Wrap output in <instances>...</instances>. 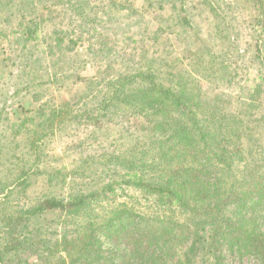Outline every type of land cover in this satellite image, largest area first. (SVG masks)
<instances>
[{"label":"rangeland","instance_id":"374dc122","mask_svg":"<svg viewBox=\"0 0 264 264\" xmlns=\"http://www.w3.org/2000/svg\"><path fill=\"white\" fill-rule=\"evenodd\" d=\"M181 1L188 9L190 2L194 5L200 0H0V197L8 196L7 203L0 206V223L17 210L14 208L35 206L48 197L68 200L94 195L80 214L48 212L33 216L28 224L38 222L41 227L38 231L30 228L36 244L13 264H22L27 258H32L31 264H60L59 257L71 252L72 247L55 242L62 234L71 243L72 238L90 232L81 226L102 229L122 210L136 214L137 221L147 220L139 223L146 232L144 237L134 234L143 238L139 241L142 250L137 248L138 239L120 243L103 237L102 251L115 264L126 247L134 254L141 252L131 264H176L178 259L169 257L165 250L170 245L182 264H259L238 245L230 249L229 243L214 246L219 252L207 244L208 254L188 255L190 247L184 240L188 236L177 226L186 222L191 226L197 221L188 220L176 205H160L155 193L119 184L125 172L124 160L139 166L160 159L153 169L141 167L145 182H149L163 173L169 159L196 168L209 158L210 147L199 153L196 143L181 141L180 133L174 132L178 137H173L175 124L168 121L170 111L159 115L150 107L143 109L141 98L151 99L160 91L147 85L152 75L157 76V87L162 89L178 91L181 82L194 97V104L223 95L227 103L224 112L234 116L228 120L233 125L225 126L219 114L206 116L203 108L196 114L200 126H210L209 130L221 133V138H233L236 149L245 148L246 158L236 159L222 172L228 176L226 185L240 182L251 172L258 182L264 178L261 1L209 0L210 5L196 8L189 25L179 22ZM28 25L37 31L34 40H28V33H24ZM225 26L234 32L226 41L220 38L221 32L226 36ZM58 39L63 44L58 45ZM261 42L258 51L256 45ZM140 71L150 74L143 80L133 79ZM116 82L124 83V91L118 95L129 103L123 99L101 116L106 96ZM144 88H150L149 92ZM250 93L254 97L250 98ZM54 110L61 114L52 118ZM27 116L42 126L28 125L17 135L11 125ZM162 116L165 121L160 126H149ZM185 125L193 128L192 121ZM175 143L178 147L164 156L162 151ZM246 149L255 152L250 156ZM21 177L25 181H19L8 193ZM105 184H114L113 192H100ZM255 215L256 228L264 226V203ZM163 218L168 225L149 227V223H155L153 219ZM198 228L210 236L213 227ZM47 237L53 238L54 244L38 255L36 247Z\"/></svg>","mask_w":264,"mask_h":264},{"label":"trees","instance_id":"16d2710c","mask_svg":"<svg viewBox=\"0 0 264 264\" xmlns=\"http://www.w3.org/2000/svg\"><path fill=\"white\" fill-rule=\"evenodd\" d=\"M260 1V9L264 10V2H262V0ZM210 4L209 0H200L194 5L190 2L189 8L185 9L186 2L181 1L178 8L179 22L184 25H189L190 21L193 20V17L196 14V8L205 7ZM214 14L216 13L214 12ZM34 28L37 27L35 26ZM226 28V36H224L221 32L222 36L220 37L225 41L228 40V37L232 33H234L233 31H229L228 27ZM25 29L27 32L24 30V33H28L27 39L34 40L35 34L33 33H37V31L31 28L30 25L26 26ZM72 42L73 41L71 40L70 43ZM262 42L256 45L258 51L262 48ZM61 44H63V40L58 39V45ZM260 57H262V55H260ZM148 71H140L138 74H134L132 78H140L143 80L145 78V74L149 73ZM155 78H157V76L152 75L150 77V83L147 85L160 89V91H157L158 94L156 96H152L153 98L151 99L147 97L141 98L143 109L150 107L155 114L159 115H161V112L167 113L170 111L169 113L171 114H169L168 121H172L175 124L173 134L174 132L177 134L180 133L182 142L196 143L195 150L199 153L204 152L206 147H210L211 149H209L210 152L208 155V161L200 162L196 168H193L184 165L182 162L174 163L172 162L174 161L173 159H169V166L165 168V170L161 171V173L163 172L162 174H158H161L158 178H156V176L149 182H145L143 177L144 172L141 167L144 166V168L149 167L153 169L158 164L160 159H158V161L150 162V164H139V166L136 165L135 162L124 160L122 162V166L125 172L120 175L121 182H119V184H131L133 186L143 188L149 193H155L158 195L157 197L160 205H176L188 215V220L193 218L197 221L191 226L187 222L177 226L182 228L180 230L178 229L181 234L188 236V238L184 239L187 246L189 245L190 247L188 255L191 256V254H194L193 256H195L199 253H203L205 255V252L208 254L209 249L207 248V244H210V247L213 248L216 245H219L220 247L229 243V246L232 247L230 249H234V247L238 245L241 250L243 249L246 253L253 255L252 257L255 258L257 263L264 264V226L256 228L258 225V216L255 215V210L261 203H264V178L258 182L251 172L248 176H245L243 180H240V182L234 181L231 186L226 185L228 176L224 177L222 172L225 171L226 167L229 168L233 165L236 159L240 161V159L246 158V154L244 155L243 153V151L245 152V148L241 147L236 149L237 141L233 138H221V133L211 132L209 130L210 126H200L201 123L199 122V119L197 118L198 115L196 114L197 110L201 111L203 108L206 116L213 118L216 114H219V117L223 118L225 126L233 125L230 121H228L230 120L229 117L233 115H230L228 112H224V105L227 103L223 99V95H216L213 98H208L205 101L194 104L192 100L194 97L189 96L190 94H188V92L180 84L181 82H178V85L181 87L178 91L171 87L162 89L157 87ZM260 79L264 81L263 77ZM116 84H114L115 89L106 96V102L103 106L104 109L102 110L103 114H101V116H106L104 113L110 110L115 103L117 104L118 102L123 101V99L125 100V104L129 103V99L121 98L118 95V93L124 91V83L116 82ZM149 90L150 88L143 89V91L148 92ZM139 97L140 96H138V99ZM249 97H254V95L250 93ZM155 103H158L159 105L154 106ZM38 114L39 110L36 115L38 116ZM58 114H61V112L54 110L52 118L56 117ZM167 115L168 114H165V116ZM165 116H162L160 119L157 118L156 121L153 120L149 122V126H160V124L165 121ZM187 121H192V129L185 125ZM28 125L33 128L42 126V124L36 122L33 117L27 116L23 121L11 125V129L14 131L16 130V134L19 135L21 134L20 131ZM14 131L13 135L15 136ZM173 137L177 138L178 136L174 134ZM177 147L178 145L175 143L171 146V148H165L162 151V154L167 156ZM179 152L180 151L178 150L176 154ZM238 152L241 155L243 154V157L239 155ZM246 152L248 155L252 156L255 151H248L246 149ZM190 153L192 155L194 154L193 151ZM211 165L214 166L211 167ZM19 181H25V178L21 177L15 180L9 188L8 193L12 192L13 189L20 184L18 183ZM113 187L114 184H105L100 189V192H113ZM92 196L94 195L90 193L88 195H81L79 198L70 197L68 200H56L48 197L47 199L40 200V202L35 206L26 208L18 206L17 208H14V210H17H15L12 215L6 216L3 219V222L0 223V264H13L16 260L18 261V257H21L23 252L29 251V246L36 244L34 238L31 236L34 233L33 230L38 231L41 227L38 228V222H31L28 224L33 216L38 215L39 217L48 212H57L60 214H80L81 210L84 209V205L88 203ZM6 201H8L7 195L0 197V206ZM114 215L115 216L110 218L103 225L102 229L101 227L98 228L96 225L91 226L86 224L85 226H81V228L84 229L88 228L90 232L72 238L71 243L66 236L62 234L60 237L59 235L61 239L55 241L57 244H65L70 247L72 246L71 252L63 254L59 257L58 261L60 264H115L113 258H111L109 254L106 255L105 252L102 251V246L105 244L103 237L109 241H118L120 243H129V240L138 239V241H135L138 243L137 248L142 250L143 245L140 242L143 238H137L134 234H138V237H144V233L146 231H142L140 229L139 223L142 222V224H144L147 220L140 218L137 221L138 218L136 214L126 210L116 212ZM22 221H25V223L21 224ZM152 222L155 223H149V227H164L169 224L165 218L156 220L153 219ZM200 225L213 227L211 228L210 236L209 234L206 236L202 234L200 228H198ZM32 226L33 230L30 231ZM131 227H134V229ZM138 229H140L139 232H137ZM16 230L19 231V234H14V231ZM5 232L6 236H1ZM23 232H26V234H23ZM174 235L176 236V234ZM74 240L81 241V243H74ZM51 244H54L53 238H45L41 245H39L40 249L39 246L36 247V253L40 255L42 252L48 251L52 247ZM170 247L165 246L168 256L171 258H177L178 261L176 264H182V259L180 260V257L176 254L172 245H170ZM128 249L129 247H126L121 253L118 264H131L133 257H138V254L141 253L136 251L134 254ZM214 249L216 250L217 248L214 247ZM218 257L220 258L221 256ZM31 259L32 258H27L23 260L22 264H31ZM216 260H218V258H216ZM156 261L159 262L158 260ZM150 262L155 264V261Z\"/></svg>","mask_w":264,"mask_h":264}]
</instances>
